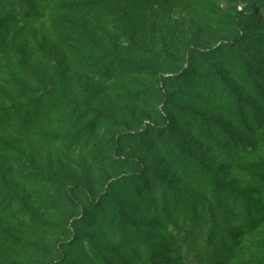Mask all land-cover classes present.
Segmentation results:
<instances>
[{"label": "rangeland", "instance_id": "rangeland-1", "mask_svg": "<svg viewBox=\"0 0 264 264\" xmlns=\"http://www.w3.org/2000/svg\"><path fill=\"white\" fill-rule=\"evenodd\" d=\"M105 2L124 12L123 17L135 33V44L117 29L111 18L100 21L79 16L72 32L67 31L68 23L62 22L56 35L47 33L50 44H55L58 39L64 43L63 37L69 35L66 39L78 40L81 51L73 55L67 47H61L65 56L60 58L61 66H57L49 57L37 55L33 59V66H37L35 71L27 70V83L39 90L38 95L44 90L50 92V105L57 109V114L46 126L42 125L44 128L41 131H47L57 140L54 144H48L44 143L43 138L35 137L36 147L28 145L23 153L25 158L30 153L31 161L38 166L46 182L33 185L20 179L21 175L33 171L29 164L20 167L17 164L9 165L14 168L12 174L20 183L19 191L29 199L41 219L52 224L64 223V230L53 227L47 232H30L25 228L27 218L14 210L6 217L11 218L14 214L13 220L0 227V264H47L51 259L56 264H66L64 259L68 258L70 249L66 243L80 236V233L92 232L89 226L91 214H85V197L80 190H75V186L87 185L99 198L107 188L109 180L105 181V177L123 176L136 171L133 163L124 160L125 155L143 158L145 169L151 168L147 176L152 181L157 179L156 175L172 177L171 153L180 154L185 150L198 153L202 159L224 172V162L231 160L222 157L216 148L198 136L199 129L195 125L199 122L195 113L220 119L238 133V127L231 124L223 107L220 109L219 102L208 92L210 83L218 78L210 68L209 61L228 71V79L238 84L236 76L227 68L230 46L237 42L234 44L237 59L238 54L248 58L263 51L264 0ZM252 3L256 9L251 13L249 9ZM14 18L19 20V16ZM241 37L245 40L242 48ZM100 46L111 53H122L124 59L144 67V74L147 75L125 74L109 80L107 77L101 78L103 66L113 57L100 63ZM77 57H82L84 62L78 61ZM231 61L232 58L228 59V62ZM252 63L256 64L252 66L255 79H263L262 66L257 61ZM179 71L188 75L184 81L173 77ZM32 72L39 73L43 84L30 75ZM196 76L200 78V84L193 88L187 86ZM156 81L160 82L158 86ZM204 82L209 83L206 84L207 88L203 86ZM245 98L248 100L247 96ZM75 109L86 110L88 116L76 121ZM97 113L106 114L107 122L105 126L94 129L99 119ZM82 135L81 144H76ZM158 135L162 137L159 141L156 140ZM86 141H89L87 146L84 145ZM118 158L122 163L120 170H111V163L118 161ZM238 174L235 172L232 179ZM147 183L149 180L144 184L145 192L151 189L147 188ZM65 191H69L81 203L79 208L71 209L68 206L63 197ZM157 195H163V191L160 190ZM180 195L185 199L189 193L182 192ZM176 198H173L174 201ZM162 200L159 210L165 216L159 221L165 222V218L175 217L178 212L173 202L165 205ZM216 217L221 219L218 215ZM4 220L1 217L0 223ZM10 223L14 228L9 226ZM36 227L40 228L39 225ZM254 236L249 238L252 240L247 243L244 255L239 259L240 264H259V259H264V230H259ZM90 244L84 242L88 255ZM188 245L200 247L199 243L191 241ZM78 251L73 252V257Z\"/></svg>", "mask_w": 264, "mask_h": 264}, {"label": "trees", "instance_id": "trees-1", "mask_svg": "<svg viewBox=\"0 0 264 264\" xmlns=\"http://www.w3.org/2000/svg\"><path fill=\"white\" fill-rule=\"evenodd\" d=\"M250 6L249 12L252 13L256 5L252 3ZM123 14L105 0H0V218H5L0 227L12 219L14 214L11 218L6 217L15 210L27 218L25 228L30 232H47L53 227L64 230V223L52 224L41 219L29 199L19 191L20 183L12 174L14 168L9 165L29 164L33 171L21 175L20 179L33 185L46 182L38 166L31 161L30 153L26 158L23 153L28 145L34 146L35 137L43 138L48 144L57 140L47 131H41L42 125L52 121L57 114V109L50 105V92L44 90L38 95L39 90L27 83V70L35 71L37 66H33V59L37 55L49 57L61 66L60 58H65L61 47H67L73 55L81 51L78 40L66 39L69 35L63 37L64 43L58 39L55 44H50L48 35L51 32L56 35L62 22H67V31L72 32L79 16L100 21L111 18L117 29L135 44V33ZM16 16L19 20H15ZM241 39L242 48L245 40ZM234 44L230 46L226 61L238 84L228 79V71L209 61L218 78L210 83L208 92L219 102V108L223 107L231 124L238 127V133L220 119L195 113L199 122L195 125L199 129L198 136L216 148L222 157L231 159L224 162L226 171L214 167L200 154L185 150L180 154L171 153L170 179L156 175L157 179L152 181L147 176L151 168L145 169L143 158L125 155L124 160L133 163L136 171L105 177V181H109L99 198L93 195L89 186H75V190H80L85 197V214H91L89 226L92 232L80 233L66 243L70 248L68 258L64 259L66 264H240L246 245L252 240L249 238L252 235L255 238L256 232L264 230V77H260L261 81L256 80L252 68L256 65L252 62L257 61L264 70V49L248 58L238 54L237 59ZM98 49L100 63L113 57L103 66L101 78L147 75L144 67L124 59L122 53H111L102 46ZM230 58L232 61L228 62ZM77 60L84 62L82 57ZM30 75L43 84L39 73ZM187 76L179 71L173 77L184 81ZM156 84L158 86L160 82L156 81ZM198 84L200 78L196 76L187 86L193 88ZM206 84L209 83L204 82L203 86L207 88ZM75 115L76 121L88 116L86 110L77 109ZM97 115L99 119L94 129L107 122L106 114ZM79 137L76 144H81L84 135ZM161 138V135L156 136L158 141ZM84 145H89V141ZM111 164V170H120L122 163L118 158ZM235 172L239 174L232 179ZM146 180H149L147 188H151L147 189L148 192L144 191L146 187L143 188ZM160 190L163 195L158 196ZM182 192L189 193V196L182 198ZM63 197L71 209L81 206L69 191L63 192ZM161 199L165 205L174 203L177 216L159 221L165 216L159 210ZM9 226L14 228L11 223ZM85 241L91 243L90 255L85 250ZM190 241L199 243L200 247H191L188 245ZM76 250L78 253L73 257ZM47 264L56 262L51 259ZM259 264H264V259H259Z\"/></svg>", "mask_w": 264, "mask_h": 264}]
</instances>
